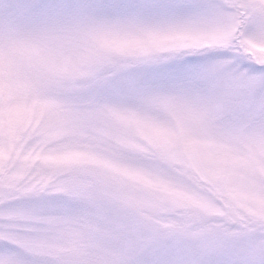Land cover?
I'll return each instance as SVG.
<instances>
[{
    "label": "snow or ice",
    "instance_id": "1",
    "mask_svg": "<svg viewBox=\"0 0 264 264\" xmlns=\"http://www.w3.org/2000/svg\"><path fill=\"white\" fill-rule=\"evenodd\" d=\"M0 264H264V0H0Z\"/></svg>",
    "mask_w": 264,
    "mask_h": 264
}]
</instances>
